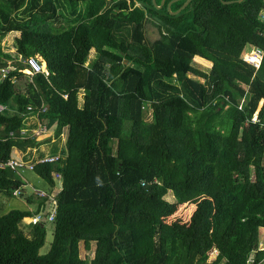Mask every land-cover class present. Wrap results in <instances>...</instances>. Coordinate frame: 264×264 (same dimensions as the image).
Masks as SVG:
<instances>
[{
    "label": "trees",
    "instance_id": "trees-1",
    "mask_svg": "<svg viewBox=\"0 0 264 264\" xmlns=\"http://www.w3.org/2000/svg\"><path fill=\"white\" fill-rule=\"evenodd\" d=\"M171 1L0 0V193L25 195L10 159L54 156L65 136L58 160L31 170L49 186L24 197L33 213L0 216V264H264V3L191 0L172 15L185 0ZM247 47L262 52L257 70ZM29 56L46 73L24 72ZM38 123L53 134L19 137ZM52 194L54 221L23 233ZM183 204L189 221L167 223Z\"/></svg>",
    "mask_w": 264,
    "mask_h": 264
},
{
    "label": "rangeland",
    "instance_id": "rangeland-1",
    "mask_svg": "<svg viewBox=\"0 0 264 264\" xmlns=\"http://www.w3.org/2000/svg\"><path fill=\"white\" fill-rule=\"evenodd\" d=\"M204 9L207 12V6H205ZM12 37H13L12 35L7 36L4 39V41H2L3 48H4L5 52H7V51L12 52L13 51L11 49V45H12V42H13V38ZM145 37L150 42L153 41V40H156L158 38V32H157L156 28L154 26H151L150 24L146 25L145 26ZM250 51H251V48L247 47L246 50L243 52V55H241V57H243V59H244L245 58V54L250 53ZM93 54H94V51L91 50L89 59L93 56ZM35 57L38 60H40L39 57H37V56H35ZM40 62H41V65L44 64L42 61H40ZM192 65L196 69H199L201 71H208L209 68H210L209 66H207L208 64H202L201 65V64H198L197 61H195V60H193ZM24 81H25V79L21 78V80L19 82H17V84H19V86H22L21 83H23ZM243 103H244V101H243ZM260 107H261V104L259 105V109H260ZM146 118H150V117L148 116ZM48 134L52 135L53 131H49L47 133H42V134H38L37 136H33L34 138H32L31 140L33 142H35V141L36 142L43 141V140H45V137ZM64 137L65 136L63 135L62 138L60 140H58L59 145H61V143L64 141ZM46 150H47V146H45V143H44V144H40L39 145L37 151L38 152H43L44 154H46L47 153ZM31 154H35L34 151L31 152ZM19 157H21V156L19 155ZM17 176L24 183L23 190H24L25 195L20 197V196H17L15 194V192L12 193V196H9V195H7L5 193H0V216L6 214L7 212H9L11 210H28L31 213H33L34 205L32 206L30 204H26L24 197L25 196L34 197V194L37 195V193H39L38 190H40V192H43V193H48L49 192V186L47 185V183L44 180H42L39 177H37L33 172H31V170L21 169V170L17 171ZM57 182H58V188L55 189L54 192H57V190L60 189V183H59L58 180H57ZM50 196H52V195H50ZM166 200L170 201L171 197L167 196ZM195 208H196V206L193 205V204L180 205L177 208L176 212L172 216H170V217H168L166 219V222L167 223H171V222H174V221H180L182 223H186V222L189 221L190 216H191V214H192V212H193V210ZM45 211H46V207L44 208V212ZM29 221H30L29 218L23 219L22 222L19 225L20 230H22L23 233H25L26 235H27V232H28V226L27 225H28ZM45 228H46L45 242H44L43 247L39 251V253L41 255H44V254H46L49 251L50 245H52L53 238H54V226H53V224L52 223H46L45 224ZM259 238H260L259 239L260 242H259L258 248L264 250V231L261 233ZM214 255H215L214 251L213 252H208V260H211L214 257ZM80 256L83 259L86 258V252L84 250V247H83L82 243L80 244ZM90 256H91V254H90Z\"/></svg>",
    "mask_w": 264,
    "mask_h": 264
},
{
    "label": "built area",
    "instance_id": "built-area-1",
    "mask_svg": "<svg viewBox=\"0 0 264 264\" xmlns=\"http://www.w3.org/2000/svg\"><path fill=\"white\" fill-rule=\"evenodd\" d=\"M261 59H262V52L259 49L253 47V48H251L250 53L245 54V58L243 60L247 64L251 65L252 67H254L257 70L260 67ZM23 62L26 64L24 72H26L30 76L32 74L40 73V72L46 73L44 64L41 65V62L35 56L26 57L23 60ZM8 73H9L8 67H2L0 69L1 77H5ZM3 110H4V107L2 105H0V111H3ZM31 110H32L31 107H26L27 112H30ZM44 111H45V107L43 105H41L37 109V113H42ZM37 113H35V116L37 115ZM252 122H258V120L256 118H254V119H252ZM42 133H47V129L44 125L38 123L37 127L35 129H32V130L22 129V130H20L19 137L32 139V138H34L33 136H37L38 134H42ZM60 156H61V150L58 151L54 156L44 155L42 158L36 160L33 163L24 162V161H21L20 159L19 160L10 159L6 165L9 166L12 170H16V172L21 170V169L32 170L34 164L45 163V162H48V163L54 162V161H57ZM54 178H55V180H58L60 183L61 177L59 174H54ZM57 192H58V190H57ZM37 196L43 197L44 194L39 192V193H37ZM48 199H49L48 204L45 206L46 207L45 213H49V215L47 216V218H42L39 215L32 217L30 219V222L32 224H35L38 221H45V220L48 222L54 221V217L56 216V213H57V209H56L57 201H55V195L54 194H52V196L49 195Z\"/></svg>",
    "mask_w": 264,
    "mask_h": 264
},
{
    "label": "water",
    "instance_id": "water-1",
    "mask_svg": "<svg viewBox=\"0 0 264 264\" xmlns=\"http://www.w3.org/2000/svg\"><path fill=\"white\" fill-rule=\"evenodd\" d=\"M164 1L165 0H161L160 4L159 5H156V1L155 0H152V3L153 5L155 6L156 9H161L163 4H164ZM177 1H181V0H172L170 3H168L167 5V9L169 11V8H170V5L171 3L173 2H177ZM191 0H185L183 5L180 7V9H178L176 12H170L172 15H175L177 13H179ZM244 0H236V1H230V2H223V4H231V3H234V2H237V3H240V2H243ZM263 3H264V0H262Z\"/></svg>",
    "mask_w": 264,
    "mask_h": 264
},
{
    "label": "crops",
    "instance_id": "crops-1",
    "mask_svg": "<svg viewBox=\"0 0 264 264\" xmlns=\"http://www.w3.org/2000/svg\"><path fill=\"white\" fill-rule=\"evenodd\" d=\"M152 26V25H151ZM157 30V29H156ZM194 60L195 61H197V63L198 64H208L207 66H209V67H211V63L210 62H208V61H206V60H204V59H202V58H199V57H195L194 58ZM201 60H203V61H201ZM203 62H205V63H203ZM47 132H49V130L47 129ZM54 140H52V142H53ZM64 142V141H63ZM63 142L61 143V145H59V149H58V151H60V150H62L63 149V146H64V144H63ZM195 210V209H194ZM193 210V211H194Z\"/></svg>",
    "mask_w": 264,
    "mask_h": 264
}]
</instances>
